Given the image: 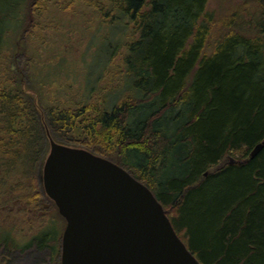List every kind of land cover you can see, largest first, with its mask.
I'll use <instances>...</instances> for the list:
<instances>
[{"label": "trees", "instance_id": "1", "mask_svg": "<svg viewBox=\"0 0 264 264\" xmlns=\"http://www.w3.org/2000/svg\"><path fill=\"white\" fill-rule=\"evenodd\" d=\"M28 2L0 0V170L31 179L24 194L39 201L50 133L148 185L202 264H264V148L250 156L264 139V0L230 3L215 41L208 0H73L103 27L111 79L69 96L58 87L40 108L1 65ZM63 229L50 218L22 243L5 232L0 245L35 244L60 264Z\"/></svg>", "mask_w": 264, "mask_h": 264}, {"label": "water", "instance_id": "2", "mask_svg": "<svg viewBox=\"0 0 264 264\" xmlns=\"http://www.w3.org/2000/svg\"><path fill=\"white\" fill-rule=\"evenodd\" d=\"M48 138L42 181L66 222L60 264H202L148 185L110 158ZM263 148L264 139L250 156Z\"/></svg>", "mask_w": 264, "mask_h": 264}, {"label": "rangeland", "instance_id": "3", "mask_svg": "<svg viewBox=\"0 0 264 264\" xmlns=\"http://www.w3.org/2000/svg\"><path fill=\"white\" fill-rule=\"evenodd\" d=\"M36 2L29 0L26 7L27 24L11 38L1 62V65L8 67V74L15 78V88L25 89L35 101V106L40 108L56 98L58 87H64L62 96H69L78 88L99 87L103 76L106 80L111 79V74L105 72L109 54L102 49L105 40L101 37L106 36L102 35L103 27L99 25V20H86L81 15V2L48 0L46 7L39 11ZM234 2L208 0L206 9L214 15L213 41L223 32L222 18L231 12L229 5ZM61 3L68 9L55 7V4ZM38 16L40 25L35 19ZM55 16L58 20L53 19ZM34 48H38L39 54ZM116 60L119 61V56ZM68 85L74 87H69V90ZM47 141L49 154V138ZM10 174L0 170V235L13 230L22 243L44 227L50 218L58 219L64 228L66 222L52 199L45 193L37 201V191L33 195L35 197L28 199L24 192L31 179L25 175L19 176V179L12 172ZM0 264H52V255L49 250L39 249L35 244L23 251L12 249L4 242L0 245Z\"/></svg>", "mask_w": 264, "mask_h": 264}, {"label": "bare ground", "instance_id": "4", "mask_svg": "<svg viewBox=\"0 0 264 264\" xmlns=\"http://www.w3.org/2000/svg\"><path fill=\"white\" fill-rule=\"evenodd\" d=\"M110 104V103H109Z\"/></svg>", "mask_w": 264, "mask_h": 264}]
</instances>
